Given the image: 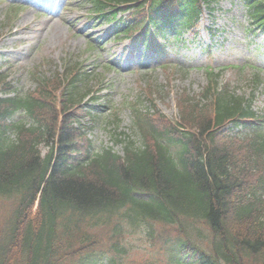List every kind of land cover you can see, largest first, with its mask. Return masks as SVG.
I'll use <instances>...</instances> for the list:
<instances>
[{"label": "trees", "instance_id": "16d2710c", "mask_svg": "<svg viewBox=\"0 0 264 264\" xmlns=\"http://www.w3.org/2000/svg\"><path fill=\"white\" fill-rule=\"evenodd\" d=\"M86 1L100 17L115 2L145 11L125 32L179 34L207 0ZM247 3L264 31V0ZM72 68L25 94L0 73L14 92L0 96V264H125L135 236L166 244L164 264H264V115L250 99L208 73L204 103L178 100V127L133 106L142 142L114 131L123 153L94 151ZM228 124L250 134L218 133Z\"/></svg>", "mask_w": 264, "mask_h": 264}, {"label": "rangeland", "instance_id": "374dc122", "mask_svg": "<svg viewBox=\"0 0 264 264\" xmlns=\"http://www.w3.org/2000/svg\"><path fill=\"white\" fill-rule=\"evenodd\" d=\"M211 6L196 32L161 42L164 53L156 55L137 40L115 38L114 23L90 17L78 0H0V71L26 93L37 86L32 74L45 80L61 73L65 63H79L87 78L78 88L93 92L86 103L95 121L83 119L87 137L94 150L110 147L119 154L114 125L140 139L131 127L130 102L177 117V97L196 94L206 83L207 68L221 70L222 84L253 95L255 109L264 111V34L249 29L244 0H214ZM135 238L125 264H160L159 253Z\"/></svg>", "mask_w": 264, "mask_h": 264}]
</instances>
